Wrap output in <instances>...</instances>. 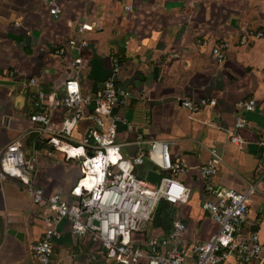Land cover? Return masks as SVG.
Instances as JSON below:
<instances>
[{
  "label": "crops",
  "instance_id": "obj_1",
  "mask_svg": "<svg viewBox=\"0 0 264 264\" xmlns=\"http://www.w3.org/2000/svg\"><path fill=\"white\" fill-rule=\"evenodd\" d=\"M58 18L45 0H0V156L17 141L27 157L37 156L33 183L46 195L67 193L79 176L77 161L65 160L42 137V124L31 115L49 114L50 124L64 128L74 114L61 110L64 83L78 76L82 92L95 94L112 74L116 59L119 87L131 94L120 114L134 127L119 126V140L127 145L123 157L134 155L137 133L145 140L168 142L174 160L185 172L176 180L187 198L169 205L162 225L147 223L144 243L165 235L176 220L186 226L187 245L209 240L217 225L201 210L215 195L205 190L199 167L211 150L221 157L209 179L218 189L247 191L248 212L242 238L256 232L264 246V39L246 37L264 30V0H58ZM87 26L88 28H82ZM74 41L75 47L68 46ZM226 41L225 59L213 61L212 50ZM63 50L62 56L55 52ZM81 65L72 69L75 59ZM35 80L34 85L29 81ZM45 100L39 104V94ZM214 99V106L189 112L183 100ZM253 99L254 111L237 103ZM77 113L64 140L79 144L91 126L88 114ZM247 125L239 131L242 145L230 141L238 117ZM65 123V124H64ZM62 139V138H60ZM51 154L47 155L46 152ZM156 167L147 162L138 170L145 178ZM162 177L168 176L161 173ZM45 205H34L25 186L0 178V264H39L31 252L44 229ZM50 264H112L97 255L91 243L78 239L66 221L58 225ZM20 233L21 237L11 233ZM190 253L186 264H193ZM222 264H243L230 257ZM247 264H258L256 261Z\"/></svg>",
  "mask_w": 264,
  "mask_h": 264
},
{
  "label": "built area",
  "instance_id": "obj_2",
  "mask_svg": "<svg viewBox=\"0 0 264 264\" xmlns=\"http://www.w3.org/2000/svg\"><path fill=\"white\" fill-rule=\"evenodd\" d=\"M57 1L45 0L50 14L55 18L60 14ZM246 37L264 39V30L248 31ZM75 44L74 41L68 42L71 48ZM228 48L226 41L220 42L212 50V60L223 61ZM63 53V50L55 52L59 56ZM80 65L81 59L78 57L71 67L77 69ZM119 73V64L114 59L111 77L102 83L100 91L95 94L82 92L78 76L64 83V96L57 107L75 115L66 121H75L76 117L79 118L77 113H86L90 109L87 117L91 126L79 144L64 140L69 132L64 133L65 127L52 126L51 115L38 113L30 117L32 123L42 124V137L54 150L64 154L67 162L73 160L79 165V176L65 195L59 192L46 195L44 189L34 185L32 178L37 156H25L17 141L1 152L0 178L18 180L25 186L34 205H45L47 208L44 219L46 228L41 238L31 246V252L39 264H50L53 254L51 243L59 237L57 227L62 221L69 224L71 232L78 239L91 243L93 260L99 255L112 264H186L190 253L194 257L193 264H222L230 257L243 264L255 261L264 264V246L258 234L253 232L244 238L240 235L252 189L224 190L209 182L221 163L215 149L211 150L209 160L199 167L200 176L206 182V192L215 195L213 200L201 203V210L218 227L214 235L209 240L187 245L186 226L176 220L165 235L152 237L144 243L145 227L152 220L158 203L164 200L175 206L187 198L185 185L176 180L185 172V165L171 157L168 142L148 141L141 133L135 137L136 153L122 156L121 152L127 144L119 140L118 128L125 126L133 131L134 127L117 113L131 98V94L116 82ZM34 84L35 80L31 79L29 85ZM44 100L40 93V103L36 106L40 107ZM181 105L189 112H196L214 106L215 100H183ZM236 106L242 111L251 112L255 110L256 103L250 99ZM245 125L247 122L242 116L236 119L230 134L233 144H243L239 131ZM46 154L50 155L51 152L47 151ZM147 162L155 166V171L160 175H168L161 176L158 186L138 175L139 168ZM259 173L261 177L264 176V167Z\"/></svg>",
  "mask_w": 264,
  "mask_h": 264
},
{
  "label": "water",
  "instance_id": "obj_3",
  "mask_svg": "<svg viewBox=\"0 0 264 264\" xmlns=\"http://www.w3.org/2000/svg\"><path fill=\"white\" fill-rule=\"evenodd\" d=\"M74 122L75 121L72 120V121H66V124L64 123L65 124V129H64L65 134H68V127L67 126L70 124H73ZM87 136L88 135H86V138H88ZM145 180L151 184H155L158 186L160 184V181H161V175L156 171L149 170L145 174ZM11 233H13V231ZM13 234L17 235L18 238L21 237L20 233H13Z\"/></svg>",
  "mask_w": 264,
  "mask_h": 264
},
{
  "label": "trees",
  "instance_id": "obj_4",
  "mask_svg": "<svg viewBox=\"0 0 264 264\" xmlns=\"http://www.w3.org/2000/svg\"><path fill=\"white\" fill-rule=\"evenodd\" d=\"M169 208V204L164 201V200H161L155 211H154V214H153V217H154V220H155V225L156 226H160L162 225V221L165 220V217L167 216V209Z\"/></svg>",
  "mask_w": 264,
  "mask_h": 264
}]
</instances>
